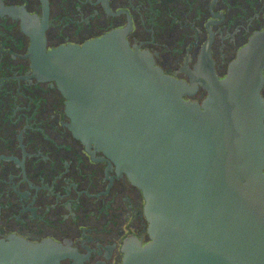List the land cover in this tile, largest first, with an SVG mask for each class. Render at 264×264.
I'll use <instances>...</instances> for the list:
<instances>
[{"label":"water","instance_id":"95a60500","mask_svg":"<svg viewBox=\"0 0 264 264\" xmlns=\"http://www.w3.org/2000/svg\"><path fill=\"white\" fill-rule=\"evenodd\" d=\"M43 20L21 21L35 75L57 83L74 136L102 152L145 200L150 241L131 240L122 264H264V33L219 80L206 66L191 85L166 75L151 54L112 32L47 51ZM209 93L191 101L198 87ZM53 242L0 241V264H60Z\"/></svg>","mask_w":264,"mask_h":264},{"label":"flooded vegetation","instance_id":"af4514ba","mask_svg":"<svg viewBox=\"0 0 264 264\" xmlns=\"http://www.w3.org/2000/svg\"><path fill=\"white\" fill-rule=\"evenodd\" d=\"M2 1L44 18L43 0ZM45 1L48 52L121 32L189 85L204 66L225 79L264 33V0ZM30 47L21 21L0 16V241H50L76 254L60 264H122L129 241H150L143 194L74 136L67 100L56 82L35 75ZM208 95L199 86L189 99L202 104Z\"/></svg>","mask_w":264,"mask_h":264}]
</instances>
